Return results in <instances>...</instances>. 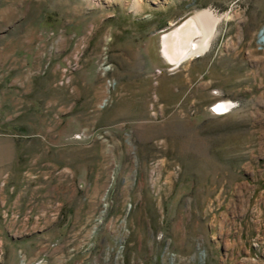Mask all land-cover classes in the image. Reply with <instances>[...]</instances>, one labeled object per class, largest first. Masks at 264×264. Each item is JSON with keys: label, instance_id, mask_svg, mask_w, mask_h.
<instances>
[{"label": "rangeland", "instance_id": "1", "mask_svg": "<svg viewBox=\"0 0 264 264\" xmlns=\"http://www.w3.org/2000/svg\"><path fill=\"white\" fill-rule=\"evenodd\" d=\"M37 262L264 264V0H0V264Z\"/></svg>", "mask_w": 264, "mask_h": 264}, {"label": "bare ground", "instance_id": "2", "mask_svg": "<svg viewBox=\"0 0 264 264\" xmlns=\"http://www.w3.org/2000/svg\"><path fill=\"white\" fill-rule=\"evenodd\" d=\"M202 24H203V26L198 25L196 22L190 23V25H188V27H185L182 31L179 32L178 37L176 38V40H174L175 42L171 41L172 45L176 44L180 47V49L182 51L183 59L190 56L193 53H198V51L201 52V50L203 49V46H200V44L202 42V37L203 36L206 37V35L207 36L210 35V33L212 31V25H213V22L211 21V18L208 14H204L202 16ZM194 39L197 41H195ZM166 40H168L167 37L164 38V43H166ZM176 45H175V49H176ZM216 111L219 113L224 112L225 106L223 104L218 105L216 107Z\"/></svg>", "mask_w": 264, "mask_h": 264}, {"label": "built area", "instance_id": "3", "mask_svg": "<svg viewBox=\"0 0 264 264\" xmlns=\"http://www.w3.org/2000/svg\"><path fill=\"white\" fill-rule=\"evenodd\" d=\"M104 201H105V199H104ZM107 206H108V203H106L105 204V207L107 208ZM106 208H104V210H106ZM35 264V263H34ZM36 264H42V262H37Z\"/></svg>", "mask_w": 264, "mask_h": 264}]
</instances>
